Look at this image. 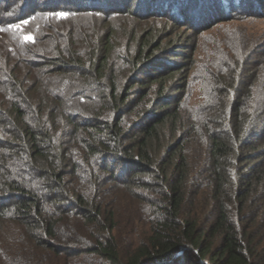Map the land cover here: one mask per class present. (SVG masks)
I'll list each match as a JSON object with an SVG mask.
<instances>
[{
	"label": "trees",
	"instance_id": "16d2710c",
	"mask_svg": "<svg viewBox=\"0 0 264 264\" xmlns=\"http://www.w3.org/2000/svg\"><path fill=\"white\" fill-rule=\"evenodd\" d=\"M0 1V27L70 15L79 1L101 24L30 63L31 81L13 71L0 84V264H264L258 74L252 103L236 78L188 117L176 95L181 68L164 67L159 35L129 32L119 47L123 16L173 6L182 17L190 0ZM195 2L216 13L254 8ZM125 197L142 215L122 219ZM127 231L130 246L119 241Z\"/></svg>",
	"mask_w": 264,
	"mask_h": 264
},
{
	"label": "rangeland",
	"instance_id": "374dc122",
	"mask_svg": "<svg viewBox=\"0 0 264 264\" xmlns=\"http://www.w3.org/2000/svg\"><path fill=\"white\" fill-rule=\"evenodd\" d=\"M190 1L193 3L192 11L184 7L186 12L182 17H177L170 11L173 6L168 7L165 16H158V12L142 19L123 16L114 26L119 35V47L124 45L129 32H152L159 35L162 48L169 49L166 54L161 55L162 59H169L164 67L172 64L175 68H181L174 79L180 87L179 90L176 88L179 92L174 94L177 93V97L184 102L188 117L204 114L202 110H207L209 104L216 102L218 94H227L226 87L217 86V83L228 85L238 78L241 90L245 87L248 90L246 92L239 89V93L252 103V76L258 74L257 85L262 86L260 91L255 86L253 93L264 96V0H250L254 8L245 9L243 6L240 14L238 11L225 13L223 10L219 14L211 7L207 9L208 3L201 6L195 0ZM79 4L86 6L83 1H79ZM84 6L81 10L79 8V12L73 9L74 12L70 15L44 12L34 19L20 21L13 26H1L2 87L12 81L13 71H18L23 76L22 80L31 81V75L26 76L31 69L29 64L41 62L46 56L71 43L75 35L73 38L70 33L94 31L98 24L101 26L96 22L100 17L87 12ZM163 7L166 8V5ZM179 7L181 10L180 4ZM193 11L198 12L196 16L192 14ZM34 46L36 54L33 55L31 51ZM177 49H180L177 54L168 56V53ZM120 211L122 219L126 221L137 218L139 212L142 215V211L126 197L120 205ZM261 222L259 228L264 232V220ZM262 237L264 239V235ZM133 238V234L127 231L119 241L130 246Z\"/></svg>",
	"mask_w": 264,
	"mask_h": 264
}]
</instances>
